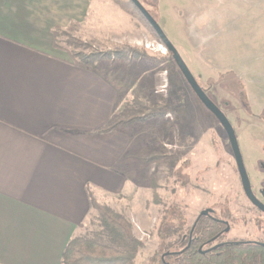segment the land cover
<instances>
[{"label": "rangeland", "instance_id": "obj_1", "mask_svg": "<svg viewBox=\"0 0 264 264\" xmlns=\"http://www.w3.org/2000/svg\"><path fill=\"white\" fill-rule=\"evenodd\" d=\"M107 1L114 6L113 19L99 9V20L78 24L72 35L89 46L77 52L108 54L98 70L117 87L119 117L160 114L126 130L143 145L139 187L130 195L115 196L110 206L97 202L131 221L146 247L134 264L150 263L159 244L158 227L173 205L181 209L186 228L211 209L227 222L225 241L264 242V214L244 194L225 130L131 0ZM138 1L231 122L253 192L263 202L264 124L251 114L252 106L264 101V19L259 14L264 0ZM66 40L60 37V45L73 50ZM262 116L264 121V109ZM100 230L92 210L81 235L92 237Z\"/></svg>", "mask_w": 264, "mask_h": 264}, {"label": "crops", "instance_id": "obj_2", "mask_svg": "<svg viewBox=\"0 0 264 264\" xmlns=\"http://www.w3.org/2000/svg\"><path fill=\"white\" fill-rule=\"evenodd\" d=\"M99 9L113 19L107 0H0V264H62L90 199L110 206L139 187L138 136L97 133L119 117L113 80L53 45L56 28ZM260 100L251 117L264 124Z\"/></svg>", "mask_w": 264, "mask_h": 264}, {"label": "trees", "instance_id": "obj_3", "mask_svg": "<svg viewBox=\"0 0 264 264\" xmlns=\"http://www.w3.org/2000/svg\"><path fill=\"white\" fill-rule=\"evenodd\" d=\"M146 22L148 23L147 20ZM78 26L71 24L68 29L56 28L53 31V45L56 49L67 52L75 66L98 71L99 64L108 54H83L81 50L77 52L78 49L89 46L72 35ZM151 29L162 44L154 29ZM64 36L67 37L65 43L73 50L60 45L59 38ZM158 115L160 114L152 112L149 116H120L97 133L127 129ZM92 210L97 213L101 230L92 237L75 236L65 248L61 263L134 264L138 253L146 247L135 236L131 221L110 207L98 204L93 198L90 199V211ZM182 216L181 209L176 205L167 209L157 230L159 244L149 264H264V243L249 240L225 241L227 224L219 221L216 215L199 216L187 228ZM190 237L193 238L191 244L187 241Z\"/></svg>", "mask_w": 264, "mask_h": 264}, {"label": "water", "instance_id": "obj_4", "mask_svg": "<svg viewBox=\"0 0 264 264\" xmlns=\"http://www.w3.org/2000/svg\"><path fill=\"white\" fill-rule=\"evenodd\" d=\"M131 2L141 12L143 17L148 21L150 26L154 29L157 36L161 40L163 46L167 49L169 53L172 54L176 65L178 66L179 70L181 71L182 75L184 76L185 80L187 81V83L189 84V86L191 87V89L199 99V101L218 120L220 125L225 130L235 157V161L237 164L244 193L247 199L252 203V205H254L259 210L264 212V204L261 203L253 193L251 181L244 164L243 155L241 153L238 139L231 122L229 121L225 113L210 99V97L199 85L196 78L194 77L189 67L185 63L184 59L182 58L178 50L175 48V46L168 39V37L165 35L159 23L151 16V14L143 7V5L138 0H131ZM213 212H214L213 210L208 209L206 211H203L200 216H209ZM228 231L229 228H227L226 232Z\"/></svg>", "mask_w": 264, "mask_h": 264}, {"label": "flooded vegetation", "instance_id": "obj_5", "mask_svg": "<svg viewBox=\"0 0 264 264\" xmlns=\"http://www.w3.org/2000/svg\"><path fill=\"white\" fill-rule=\"evenodd\" d=\"M245 164V163H244ZM242 184V183H241ZM252 185V184H251ZM243 188V187H242ZM253 189V188H252ZM244 191V190H243ZM254 193V192H253ZM245 194V193H244ZM260 195H261V197H262V199H263V202L262 201H260L259 199H258V197H257V199L261 202V203H263L264 204V190H262L261 192H260ZM246 196V195H245ZM254 206V205H253ZM255 207V206H254ZM257 210H259L257 207H255ZM262 214H264V212H262L261 210H259ZM211 215H215V212H213ZM210 216V215H209ZM218 219V218H217ZM219 221H221V222H224V223H226L227 224V222H225V221H223V220H220V219H218ZM227 228H229L228 227V225H226V229H225V231L227 230ZM184 240H186V238L184 239ZM188 241V243L189 244H191L192 243V241H193V238L192 237H190V239L189 240H187ZM250 241H253V240H250ZM256 242H259V241H256ZM262 243H264V242H262Z\"/></svg>", "mask_w": 264, "mask_h": 264}]
</instances>
